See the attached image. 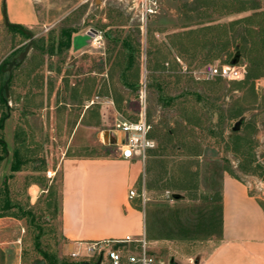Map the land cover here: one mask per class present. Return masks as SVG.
I'll list each match as a JSON object with an SVG mask.
<instances>
[{
    "label": "rangeland",
    "instance_id": "rangeland-1",
    "mask_svg": "<svg viewBox=\"0 0 264 264\" xmlns=\"http://www.w3.org/2000/svg\"><path fill=\"white\" fill-rule=\"evenodd\" d=\"M35 2L45 26L32 32L36 47L12 67L7 94L3 87L6 105L0 102L1 137L7 140L19 126L26 138L22 169L6 173L16 206L10 211L32 212L19 218L9 264H77L60 234L57 166L68 142V155L118 154L103 137L104 131H115L108 109L112 99L121 108L118 120L143 114L155 140L142 161L138 188L146 198L138 204L149 250L158 264H170L171 257L177 264H199L219 239L222 177L247 182L264 198V76L205 80L195 71L207 63L230 62L237 53V62L249 65L242 46L251 45V28L259 22L264 33V3H248L257 7L250 13L225 15L231 7L215 1H163L144 24L134 0ZM244 16L250 19L241 21ZM2 30L5 51L21 43L3 62L18 61L29 36L14 31L8 37ZM62 30L75 34L70 47L55 54ZM95 32L101 37L94 38ZM6 68L0 83L8 76ZM92 100L82 123L100 115L104 123L85 132L81 127L70 141L78 116ZM89 136L97 138L96 145L72 151ZM11 154L0 167L9 165ZM49 179L52 192L44 189L36 197L32 191L30 205L26 185L44 187ZM165 191L180 196L165 198ZM3 260L0 256V264Z\"/></svg>",
    "mask_w": 264,
    "mask_h": 264
},
{
    "label": "crops",
    "instance_id": "crops-1",
    "mask_svg": "<svg viewBox=\"0 0 264 264\" xmlns=\"http://www.w3.org/2000/svg\"><path fill=\"white\" fill-rule=\"evenodd\" d=\"M163 1L176 3L180 0H158V3L161 5ZM200 1L206 4L215 1L230 7L237 3L236 0ZM247 2L264 3V0H247ZM253 10L255 11V9ZM4 13L10 24L22 26L24 30L31 33L39 29L40 25L45 26L35 0H0V32L3 31L2 29H7L5 33H8V37H12L14 31L19 32V30L4 24ZM241 13L250 12H235L233 9L232 11L229 9L223 14L240 15ZM72 33L70 34V44ZM79 36L81 35L78 34L77 37ZM20 46L21 43H18L5 51V45L0 40V64L4 58ZM49 47L52 48V44ZM56 47L55 54H58L57 52L62 48H58L57 43ZM176 60L180 61L178 57ZM18 65L13 66L14 69ZM10 77H12L11 74ZM93 102H88L83 112L78 116L70 141L74 139L76 131L81 127L84 128L83 131L85 132L87 129L101 127L104 123V116L102 115L94 122L82 123ZM108 103L112 105L108 106V109L113 118L107 120L114 123L116 119H120L118 114H120L121 108L119 104L118 107L114 105L113 99ZM110 133L115 135L117 142L124 140L122 132L112 131ZM4 141L7 148L6 154L11 152L13 156L15 141L12 131L8 134L7 140ZM70 143L68 142L64 147L57 166L60 171L58 198L60 234L70 250L75 247L78 241L121 239L127 235L138 238L145 231L144 212L138 204L140 197L136 196L130 199L128 193L131 189L139 193L138 188L142 182L143 173L142 160L137 157L126 159L119 154L72 153L68 155L66 152L70 148ZM96 143L97 138L89 136L87 144L78 143L75 146L77 149L74 150L73 147L72 151L79 152L85 150L86 147L90 149ZM11 161L9 165L3 162L0 167L1 186L6 177H8V186L10 184V176H6L7 171L11 175L18 172L10 171ZM50 183L51 179L44 187L36 182H30L26 185V194L30 205L34 203L32 191L37 197L41 192L47 190ZM15 207L13 205L8 212H11L10 210L15 209ZM220 220L219 239L199 264H264V198L253 192L247 182L230 174H225L221 180ZM21 223L22 220L12 215L0 216V256L3 257L5 264L11 263L13 258L9 250L16 249L18 225Z\"/></svg>",
    "mask_w": 264,
    "mask_h": 264
},
{
    "label": "built area",
    "instance_id": "built-area-1",
    "mask_svg": "<svg viewBox=\"0 0 264 264\" xmlns=\"http://www.w3.org/2000/svg\"><path fill=\"white\" fill-rule=\"evenodd\" d=\"M140 13V20L146 23L147 19L157 13L158 0H134ZM94 38L101 37L97 32L93 33ZM200 79L223 78L227 80L239 81L245 78L247 66L244 62L235 64L227 63H207L199 70L195 71ZM93 102V100H92ZM114 130L124 134L122 142L114 143L116 152L123 158L131 159L137 157L144 161L147 151L155 147V140L149 135L150 125L143 114L138 120H116ZM129 198L140 197L145 201V193H137L131 189ZM165 198H171L173 193L163 192ZM262 195L261 193L259 194ZM115 248L116 244H119ZM70 256L79 264L82 261L98 264H158L155 255L149 250L145 231L138 237L129 235L121 239H105L90 242L78 241L70 251Z\"/></svg>",
    "mask_w": 264,
    "mask_h": 264
},
{
    "label": "trees",
    "instance_id": "trees-1",
    "mask_svg": "<svg viewBox=\"0 0 264 264\" xmlns=\"http://www.w3.org/2000/svg\"><path fill=\"white\" fill-rule=\"evenodd\" d=\"M237 4L231 5V11L235 12H243L247 11L248 9H256L257 7L252 5L249 6L247 0H236ZM250 19V16H244L241 18V21H248ZM15 29L19 30L20 33L26 36L24 33V28L22 26L15 25ZM263 27H261L260 22L257 24V27L251 28V32L253 34V40L250 46H245L243 44L242 49L244 50V55L246 56V60L248 61L249 65H247V77H257L260 75L264 76V33L262 32ZM248 29V28H247ZM255 29V30H254ZM263 33V34H262ZM70 34L71 32L69 30H62L58 37V48H68L70 45ZM52 44V48H53ZM8 62L4 60L0 64V76L4 75L3 71L5 69V65ZM8 76L3 77V81L0 83V102L4 105H6V99L3 96V84L7 80ZM11 77H9L8 82L10 81ZM2 80V79H1ZM7 82V84H8ZM5 116L0 117V129L3 126V119ZM25 136L22 135V130L19 128V126L16 127L14 132V141H15V149L13 151L12 161L10 165V171L15 172L19 171L21 169V165L26 161L25 156L27 155L24 153L22 149V144L25 143ZM0 162L5 158V155L7 153L6 143L4 139L0 135ZM8 177H6L5 181L3 182L2 186L0 187V216L4 215H12L16 218H22L27 215H32V212L29 210H23L22 208H19V213L15 214L13 212H8L10 208L13 207V204L10 200V191L8 186ZM51 186L47 188V192H52ZM10 213V214H8Z\"/></svg>",
    "mask_w": 264,
    "mask_h": 264
},
{
    "label": "water",
    "instance_id": "water-1",
    "mask_svg": "<svg viewBox=\"0 0 264 264\" xmlns=\"http://www.w3.org/2000/svg\"><path fill=\"white\" fill-rule=\"evenodd\" d=\"M4 24H5L6 26H8V27H15L14 24H10V23L8 22L5 13H4ZM93 31H94V30H93ZM24 32L29 36L28 43L26 44V46H25V48H24V51L22 52V54H21V56H20V58H19L18 61L11 60V61H9V62L7 63V68H6V70H7V72H8V78H7V80H6V82H5L4 86H3L6 94H7V91H8V84H7V82H8V79H9V77H10L12 67H13V66H16V65H18V64H20V63L24 60V58L26 57V54H27V52H28V50H29V48H30L31 46L36 47V44H35L34 41H33V38H34V37H33V34H32L31 32H29V31H27V30H24ZM237 59H238V53L235 55V58H233V59L230 61V63H231V64H235V63H237ZM240 122H241V120H238L237 122H235V124H234V126H233V130H237V129L239 128V126H240ZM103 137H104V141H105V142H109V143H116V142H117L115 135L112 134V133H110V132H108V131H104V132H103ZM173 196H174V198H178L180 195L177 194V193H175V194H173ZM119 245H120V243H119V244H116V245H115V248H116L117 246H119ZM98 263H99V260H98L97 262H95V263H90V262H87V261H82V262H80L79 264H98ZM169 263H170V264H177V263L174 261V258H173V257L170 258Z\"/></svg>",
    "mask_w": 264,
    "mask_h": 264
}]
</instances>
